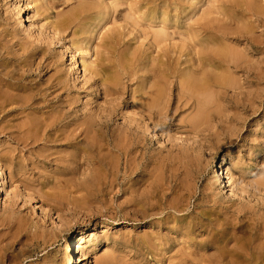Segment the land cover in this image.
Wrapping results in <instances>:
<instances>
[{
    "label": "bare ground",
    "instance_id": "obj_1",
    "mask_svg": "<svg viewBox=\"0 0 264 264\" xmlns=\"http://www.w3.org/2000/svg\"><path fill=\"white\" fill-rule=\"evenodd\" d=\"M140 1L123 13L119 12L121 5L117 1L101 0L98 4L101 21L107 19L106 24H115L123 20L126 25L103 34L99 38L100 50L94 51L95 60L89 62L86 57L92 55V51L88 43L94 27L102 23L100 20L94 25L87 22V29L82 32L87 35L84 41L72 40L76 46L68 73L59 71L55 80L48 82L42 75L49 68L42 44L46 41L55 45L61 43L63 34L78 16L89 19V10L81 5L68 17L55 21L50 18L51 0H27L28 6L33 7V15L45 17L40 23H46L40 25L39 30L46 29L48 33H40L38 37L42 38L37 44L28 38L0 32V131L9 130L22 151L36 153V160L46 164L64 163L68 170L65 185L71 189L70 193L80 190L86 193L85 197L98 198V194L107 189L114 192L131 183L127 189L132 195L130 204L114 207V217L100 234L111 230L112 225H117L116 221L129 218L140 224L157 221L165 226L159 228L160 234L174 223V230L189 241L196 231L210 237L204 244H183L181 250L170 247L168 239L160 238L153 231L135 241L138 249L134 248L130 237L123 238L124 244H129L133 251L129 264H150L138 256L140 251L144 253L142 257L151 255L159 261L175 251V255L167 259L168 264H264V177L252 191L235 189L233 173L223 170L230 164L224 156L221 164L216 165L217 175L210 185L200 184L180 198L169 196V192L177 189L172 178L175 166L193 162L202 146L215 144L221 137L226 143L236 140V132L223 126L227 115L220 102L240 106L243 117L264 108V59L249 58L244 51L231 46V41H244L251 50H263V43L255 38L254 31L262 29L264 32V0H218L220 6L203 11L198 20L189 18L194 7H190V15L184 14L189 9L184 6L189 7L193 0ZM13 5L19 27L25 34H33L34 24L29 22L28 25L29 20L22 17L20 2ZM226 6L229 8L223 10ZM168 23L166 28L162 26ZM176 38L181 44L173 42ZM16 48L23 51L32 48L36 52L16 58L13 51ZM79 75L84 77L81 82ZM83 94L95 95L103 104L84 103L87 95L83 97ZM17 107L24 121L14 131L3 124L18 112ZM27 111L31 112L26 114ZM188 112L190 114L185 116ZM178 119L196 139L178 146L167 156H163L160 147L151 150L153 139L148 134L149 128L159 131L175 126ZM210 122L218 126L222 122V129L213 131ZM59 149H65L64 157L57 152ZM30 158L16 162L10 153L0 154V193L6 196L0 208V227L3 222L11 227L14 206L19 202L17 192L10 193L2 187L11 177L7 173L9 168L3 170L4 165L18 166V172H23L29 160L34 162V157ZM137 176L142 178L136 180ZM217 190L219 193H215ZM20 193L23 202L32 197L26 189ZM228 193L238 195L241 201L239 208L232 212V206H225L219 195ZM75 207L81 213L85 211L81 204ZM41 211L43 222H50L52 217ZM210 212L226 218L222 221L210 218ZM57 221L62 227L64 221L60 215ZM54 225L58 230L61 228L57 223ZM42 227L43 224L31 226L29 240L33 250L42 246L38 230ZM231 228L241 230L243 236L229 234ZM96 229L95 226L88 232V240L87 232L80 231L74 241H67L64 255L71 258V264H82L86 259L83 251L88 245H98L100 238ZM15 242L22 244L16 238ZM1 243L0 264L5 260L20 264L32 258V254L22 253L23 249L14 255L10 251L14 243ZM207 245L215 246L208 262L197 251L198 247ZM116 261L115 257L106 256L101 264H116Z\"/></svg>",
    "mask_w": 264,
    "mask_h": 264
},
{
    "label": "rangeland",
    "instance_id": "obj_2",
    "mask_svg": "<svg viewBox=\"0 0 264 264\" xmlns=\"http://www.w3.org/2000/svg\"><path fill=\"white\" fill-rule=\"evenodd\" d=\"M8 1L9 0H0V32L5 31L7 34L16 35L22 39L28 38L29 40L40 44L37 41L42 37H38V35L40 33H48V30L46 29H43V32L39 30V27H41L40 25L46 23H40L45 17L33 15V7L28 6V2H31L32 0H28L27 3V0H11L9 1L10 3H7ZM106 1L109 3L115 1L120 3L121 6L118 10L119 12L123 11V13H126L130 6L135 4L134 2L139 1L141 3L140 0ZM217 1L218 0H193L189 3V7L184 6V8H189L185 13L183 10L180 11L186 15H190V12L192 11L190 7H194L195 11L189 16V18L192 20H198L203 11H207V9L212 8L213 6L219 7L220 4ZM18 2H20V7L23 8L22 17L24 16L27 21L29 20L27 22L28 25L29 22L34 24V26H32L33 34H25V32L19 27V17L13 5ZM51 2L50 18L55 21L60 20L63 17H68L81 5L88 7L89 13L87 14V17L89 19L86 20L78 16L69 29L63 34L64 40L61 43L55 45L50 43V41H46V43L42 44L45 48L43 54L48 58L49 63V68H47L42 75H45L44 80L48 82H53L59 71L68 73V68L71 64V55L75 52L76 46L72 40H74V42L75 40L84 41V38H86L87 35H83L82 32L87 29V22L97 24L99 20L101 21L103 18L101 14L98 13V4L101 0H51ZM228 8V6L223 7V10H227ZM215 11L218 12V10ZM231 11H233V9H229V12ZM131 13L134 14L133 16L135 18L139 19L134 12ZM184 14L182 17H185ZM106 20L105 22L101 21V25L94 27V32L88 43V46L92 51V55L86 57L89 62L95 60L94 51L96 52V50H100L99 38H101L103 34L108 33L119 26L126 25L123 20H117L115 24L112 22L106 24ZM192 20L189 22H192ZM183 21L186 20L183 19ZM168 25L169 23L162 26L166 28ZM128 28L132 29V26L128 25ZM78 31L81 33L76 34ZM181 33L186 34L183 30H181ZM254 35L264 46L263 30H255ZM173 42L181 44V40L178 38ZM245 44L244 41H231V46L237 50L244 51L245 54H247V57L259 56L260 60L264 59V48L263 50H251ZM19 49L20 48H16L13 50L17 54L15 55L16 58H21L23 54L25 55L36 52H33L32 48H29L26 51ZM79 78H81L80 82L84 79L82 75H79ZM89 92L91 93V91ZM86 95L87 94H83L82 96L84 97ZM231 96L232 92L228 94L229 98ZM93 99H95V95H87V98L84 99L83 102L94 103L97 101L100 104H103L102 100ZM81 104L83 103L81 102ZM220 106L224 109V115H227V118L225 117L224 125L222 122L219 126L214 122H210L209 125L212 127L213 131L221 130L222 125L227 130L228 128H226V126L231 127L232 130L236 132V140L233 143H226L223 140V137H221V140L215 144L211 143L205 144L204 147L202 146L201 150H198V153L194 155L193 162H184L179 166H175L174 172H172V175H174L172 178L177 189L173 193L169 192L170 198H180L181 194H187L188 190L193 192L194 188L200 184H202V186L210 185L217 175L216 172L218 169L216 165L221 164L224 156H227L230 164L226 165L223 170L228 174L233 173L235 189L236 187H241L246 191H252L253 187H257V183H259L260 179L264 177V108L260 107L257 114L251 113L249 116L243 117L240 106H236L239 107L237 108L239 110H236V107L232 106V104L228 105L227 102H220ZM17 111L16 114L5 119V123L3 124L8 127L11 126L14 131L17 130L16 127H21L22 122L24 121L23 115H19L21 112L20 107H17ZM30 112L31 111H27L26 114ZM189 114L190 112L186 113L185 116ZM242 117L244 119H242ZM245 118L246 121H244ZM118 123L121 124L122 121H118ZM175 124V126L164 127L159 131H152V129L149 128L150 131L148 134L150 135V138L153 139L151 150L160 147L159 149L163 151V156H167L170 151L177 149L178 146L192 143L196 139L194 137L195 134L185 129L184 124L179 122V119ZM9 132V130L4 133H1L0 131V154L8 152L16 162L21 159L26 160V158L31 159L30 157H34V162L29 160V162L26 163L27 166L22 169L23 172H18V166L10 167V165H4L3 168V170L9 168L7 173L9 175L11 174V177L9 178L8 183H5L2 187L10 193L17 192L19 195V202L14 206V220L10 224L11 227L5 225L6 223L4 222L0 227V242L4 245L6 243H14L15 238L17 241L21 240L22 244L18 245L15 242L10 251L16 255L21 253L20 249H23L22 253H30L32 254V258L23 261V263L20 264H71V258L67 259L64 255V248L67 245V241L69 239H73L74 241L80 231L87 232L86 239L88 240V232H92L95 229V226L97 227L95 232L98 233L100 241L97 246L92 247L91 245H88L83 251L86 259L82 264H101L102 259L106 256L115 257L117 259L115 262L116 264H129L130 254L132 255L133 251L129 244H124L123 238L130 237L134 242V248L138 249V247H135V241L141 239L145 234L151 233V231L160 238L164 236L165 239H168V242L172 244L170 247L175 250L183 249V244L190 246L193 243L195 245L207 243V239L210 238L206 233L196 231L194 235L190 237L189 241L187 238L180 236V234L174 230V228H176L174 223L167 225L164 231H162L163 233L160 234V230L165 226H161V224L155 221L157 219L154 220L155 223L148 221L146 224L133 222L129 218L126 220H119L116 221L117 225L111 226V230L100 234L99 232H101V230H106L105 225L109 224V220L114 217L116 212L114 207H126L127 204H130L132 195L127 189L131 186V183L124 185L121 189H115L114 192H112L111 189H107L104 191L105 193L98 194V198L85 197L86 193L81 192L80 190H73V192L70 193L71 189H68L65 185L68 180V170L66 165L64 163L54 162L52 164H46L43 161H39L40 159L36 160V153L33 151H29L28 153L27 150L22 151L18 146V140L15 142V140L9 135ZM57 152L62 153V157L65 156V149H59ZM1 165L2 164H0V166ZM140 177L142 178V176H137L135 178L137 180ZM80 178L83 179L84 177L81 176ZM24 189L28 190L32 196L28 202H23V194L20 193V191H24ZM200 189L202 190V187ZM148 191L149 188H147L146 192ZM215 193H219V191L217 190ZM103 194H105V196H103ZM219 195L223 197L222 200L224 201L225 206H232V208H230L231 212L239 208L241 201H239L240 197L238 195H230V193ZM5 200V194L0 193V208L4 205ZM60 203L63 205H60ZM76 204H81V206L85 207V211L81 213L79 209L75 207ZM60 207L62 208L60 209ZM41 210H44L50 218L52 217L50 222L47 223V220L45 223L43 222ZM58 215H60L64 221L62 227L60 226L59 221H57ZM209 215L210 218L219 219V221L226 218L225 215L218 216L212 212H210ZM189 218L190 217H187V219ZM54 220L56 221L54 222ZM56 223L58 227H61L59 230L56 228V225H54ZM40 224H43L44 226L42 227L43 229H38L42 246L33 250V244L31 240H29V232L31 231V226L34 227ZM32 230L35 231V228ZM233 232L237 234L238 237L243 236L244 234L241 230L235 231L231 228L229 234ZM43 241L46 242V244H43ZM214 250L215 246L213 247L211 245L204 247L201 246L197 249L199 256H204L207 262L210 255L214 253ZM174 252L165 255V257H163L164 259L160 261L151 257V255H149L148 258L146 256L142 257L141 255L144 254L142 251L138 253V256L141 257V259H145L144 263H147L146 261H148L150 264H168L167 259L175 255ZM157 258L160 259L161 257ZM4 264L12 263L5 260Z\"/></svg>",
    "mask_w": 264,
    "mask_h": 264
}]
</instances>
